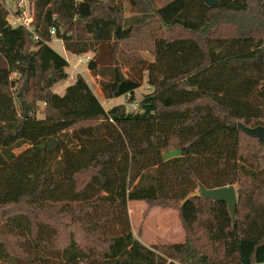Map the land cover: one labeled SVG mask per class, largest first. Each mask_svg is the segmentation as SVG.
<instances>
[{
	"label": "trees",
	"instance_id": "trees-1",
	"mask_svg": "<svg viewBox=\"0 0 264 264\" xmlns=\"http://www.w3.org/2000/svg\"><path fill=\"white\" fill-rule=\"evenodd\" d=\"M6 1L0 264L263 263L264 141L237 123L264 126V0H126L130 17L123 0H29L34 33L9 22ZM54 37L73 55L92 54L88 68L106 99L136 101L145 78L150 92L137 109H106L80 73L55 92L69 63ZM176 148L179 156L165 158ZM229 185L238 195L234 220L224 201L180 205L201 186ZM136 200L147 203L145 214L176 206L185 241L142 243L128 210ZM203 200L212 219L202 224L219 228L204 241L190 234Z\"/></svg>",
	"mask_w": 264,
	"mask_h": 264
},
{
	"label": "rangeland",
	"instance_id": "rangeland-1",
	"mask_svg": "<svg viewBox=\"0 0 264 264\" xmlns=\"http://www.w3.org/2000/svg\"><path fill=\"white\" fill-rule=\"evenodd\" d=\"M164 1L165 0H156L158 5L162 4ZM6 3L8 6L12 4L10 0H7ZM123 6L125 8L124 11L125 17H130L134 15V13L131 10V6L129 2L123 0ZM53 44L58 50L64 53L62 47L60 46L61 42L58 38L56 37L53 38ZM141 54L145 58L149 60H153V56L151 52L147 50V47H143ZM90 55L92 57L91 53ZM68 57L71 58V62H72L71 65H76V68L70 65L67 67V70L69 72V77L55 84V86L53 87V90L55 92L59 94H63L66 88L71 83L74 82V79L77 76V74L80 73L84 75L86 79H89L92 86L97 89V90L95 89V91L97 92L98 98L100 99V101L102 102V104L106 109H109V107H113L119 104H124L128 110L134 109L130 107V105L133 104L134 101H131L130 97L127 95H122L120 97H116L112 99H106L101 90L100 78L95 76L91 78V74L88 68V63L79 64L76 57L72 54L69 55ZM123 69L125 72H128L127 67H124ZM148 92H150V86L147 82V78H145L143 85L140 88H138L135 92V99L139 101ZM39 115L41 114L39 113ZM26 146H24V148ZM19 151L21 150L15 151V153H19ZM164 154H165V158H173L179 156L180 151L177 148L169 149L168 151H165ZM198 205L200 208H203L202 209L203 213L200 216L201 217L200 222L196 223L194 225V228L191 229L190 231L191 236L196 240H203V241L213 239L216 236L218 237L217 234L219 228L217 225H215L216 221L214 222V227L212 225V227L210 228L202 224L204 221H209L212 219V217L209 219L210 204L203 200L200 201ZM130 209L134 211L132 214L130 213ZM146 209H147V203L143 200L130 201L128 203V210L131 219L132 229L134 231L135 236L142 243H144L148 247H154V246L160 247L163 245H169V244L185 241L186 231L183 227L180 218V212L176 206H172V207L155 206L151 208L147 214H145ZM212 209L218 212L217 205L212 204ZM229 219L234 220L230 211H229ZM64 238H66V235L62 234V239ZM254 264H264V262L254 263Z\"/></svg>",
	"mask_w": 264,
	"mask_h": 264
},
{
	"label": "water",
	"instance_id": "water-1",
	"mask_svg": "<svg viewBox=\"0 0 264 264\" xmlns=\"http://www.w3.org/2000/svg\"><path fill=\"white\" fill-rule=\"evenodd\" d=\"M207 3L213 5L215 4V0H207ZM237 125L244 134L264 141L263 125L251 127L241 121H239ZM195 197H203L209 200L226 202L229 211L233 216V219H235V212L238 203V195H237L236 187L234 185L212 188V189L206 188L205 186H201L198 190L186 196L181 201L180 205L183 207L189 200Z\"/></svg>",
	"mask_w": 264,
	"mask_h": 264
},
{
	"label": "built area",
	"instance_id": "built-area-1",
	"mask_svg": "<svg viewBox=\"0 0 264 264\" xmlns=\"http://www.w3.org/2000/svg\"><path fill=\"white\" fill-rule=\"evenodd\" d=\"M12 4L10 6L7 5L9 10L8 20L14 26H24L29 31L34 33L35 25H34V14L31 10L29 0H10ZM55 29H51V34L55 35ZM36 38L39 37L35 34ZM79 64L88 63L91 60V55L89 53H84L80 55H74ZM70 66L76 68V65H71V58L67 57ZM130 97V96H129ZM139 106L138 100L134 101L133 104L130 105L131 108L137 109Z\"/></svg>",
	"mask_w": 264,
	"mask_h": 264
},
{
	"label": "crops",
	"instance_id": "crops-1",
	"mask_svg": "<svg viewBox=\"0 0 264 264\" xmlns=\"http://www.w3.org/2000/svg\"><path fill=\"white\" fill-rule=\"evenodd\" d=\"M60 42H61V44H60V46L62 47V49H63V51H64V53H62L60 50H58L55 46H54V44H53V40L50 42V45L59 53V54H61L62 56H64L65 58H67L69 55H71V53L70 52H68L66 49H65V47H64V43H63V41L62 40H60ZM73 55V54H72ZM89 72H90V70H89ZM90 74H91V72H90ZM84 76V75H83ZM85 77V76H84ZM93 77V75L91 74V78ZM85 79H86V77H85ZM87 80V82L89 83V85L91 86V88L93 89V91L95 92V94L97 95V92L95 91V89L96 88H94L93 86H92V84L90 83V81H89V79H86ZM97 90V89H96ZM99 90V89H98ZM136 92V91H135ZM98 96V95H97ZM109 108H111V107H109ZM139 204H141V203H139ZM143 205V204H142Z\"/></svg>",
	"mask_w": 264,
	"mask_h": 264
}]
</instances>
